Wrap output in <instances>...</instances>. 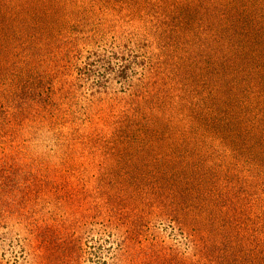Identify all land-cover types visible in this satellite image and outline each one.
Returning <instances> with one entry per match:
<instances>
[{"label":"rangeland","instance_id":"obj_1","mask_svg":"<svg viewBox=\"0 0 264 264\" xmlns=\"http://www.w3.org/2000/svg\"><path fill=\"white\" fill-rule=\"evenodd\" d=\"M0 264H264V0H0Z\"/></svg>","mask_w":264,"mask_h":264}]
</instances>
